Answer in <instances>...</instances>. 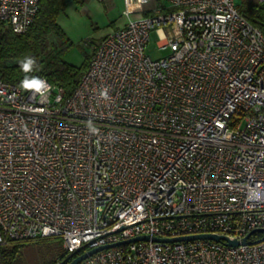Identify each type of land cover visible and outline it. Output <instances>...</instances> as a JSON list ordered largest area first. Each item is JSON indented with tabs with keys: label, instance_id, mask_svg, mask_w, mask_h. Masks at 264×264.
<instances>
[{
	"label": "built area",
	"instance_id": "built-area-1",
	"mask_svg": "<svg viewBox=\"0 0 264 264\" xmlns=\"http://www.w3.org/2000/svg\"><path fill=\"white\" fill-rule=\"evenodd\" d=\"M162 1L96 41L69 94L0 79V244L148 235L77 264H264V32L236 0ZM38 3L0 0V20L25 32Z\"/></svg>",
	"mask_w": 264,
	"mask_h": 264
},
{
	"label": "trees",
	"instance_id": "trees-1",
	"mask_svg": "<svg viewBox=\"0 0 264 264\" xmlns=\"http://www.w3.org/2000/svg\"><path fill=\"white\" fill-rule=\"evenodd\" d=\"M75 1L82 3V0ZM66 4L67 0H39L30 26L22 33L13 31L8 22L0 20V79L27 89L36 77L44 76L62 86L65 94L72 91L88 66L91 52L85 53L79 64L65 60L70 42L66 41L57 18L65 11ZM236 6L241 15L264 32V0H236ZM150 13L151 9L143 11L144 15ZM51 36L56 42H52ZM46 237L52 236L0 244V264H22L23 247ZM66 255L64 252L58 262Z\"/></svg>",
	"mask_w": 264,
	"mask_h": 264
},
{
	"label": "rangeland",
	"instance_id": "rangeland-1",
	"mask_svg": "<svg viewBox=\"0 0 264 264\" xmlns=\"http://www.w3.org/2000/svg\"><path fill=\"white\" fill-rule=\"evenodd\" d=\"M160 3L163 1L137 0L132 11L125 14L124 0H88L85 4L87 8L83 7V3L67 0L65 11L57 18L64 30L66 41L70 42L64 55L65 60L79 64L84 54L91 52L93 44L99 37L123 24L129 17L142 15L143 11ZM50 39L56 42L53 36ZM158 42L157 36L151 32L146 52L154 58L169 52V48H158ZM64 252L65 249L57 236L30 241L22 249V264H52L54 261L58 262Z\"/></svg>",
	"mask_w": 264,
	"mask_h": 264
},
{
	"label": "water",
	"instance_id": "water-1",
	"mask_svg": "<svg viewBox=\"0 0 264 264\" xmlns=\"http://www.w3.org/2000/svg\"><path fill=\"white\" fill-rule=\"evenodd\" d=\"M256 230H253L249 232L247 235L243 236L241 239L237 238H229L228 236L224 234H216V233H200V234H194V235H183V236H176V237H157V236H151L154 240H163V241H174V240H181V239H193V238H207V239H213L216 241H222L225 244L228 245H238L240 243H246L247 237ZM259 231H264V229H259ZM150 237L148 235H137L131 238L124 239L122 241L107 243L103 245H99L96 247H92L86 251H83L81 253H78L79 249H76L72 252H69L60 262L57 264H62L65 261H68L67 264H77L81 259L86 257L89 254H92L96 251H99L103 248L115 246L121 243L129 242L132 240L137 239H149ZM264 239V235H262L260 238L256 239L255 241Z\"/></svg>",
	"mask_w": 264,
	"mask_h": 264
},
{
	"label": "crops",
	"instance_id": "crops-1",
	"mask_svg": "<svg viewBox=\"0 0 264 264\" xmlns=\"http://www.w3.org/2000/svg\"><path fill=\"white\" fill-rule=\"evenodd\" d=\"M87 1H88V0H82L83 7H86V8H87V6H85V4H86ZM88 10H90V9H88ZM121 25H122V24H121ZM119 26H120V25H119ZM116 27H118V26H116ZM116 27H114V28H116ZM114 28H113V29H114ZM109 32H110V31H109ZM107 33H108V32H107ZM107 33H105V34H103L101 37H99L98 40L101 39V38H103Z\"/></svg>",
	"mask_w": 264,
	"mask_h": 264
},
{
	"label": "flooded vegetation",
	"instance_id": "flooded-vegetation-1",
	"mask_svg": "<svg viewBox=\"0 0 264 264\" xmlns=\"http://www.w3.org/2000/svg\"><path fill=\"white\" fill-rule=\"evenodd\" d=\"M68 254V253H67ZM65 262H68V261H65ZM62 264H64V262L62 263ZM67 264V263H66Z\"/></svg>",
	"mask_w": 264,
	"mask_h": 264
}]
</instances>
